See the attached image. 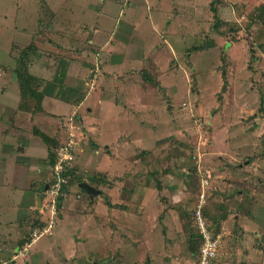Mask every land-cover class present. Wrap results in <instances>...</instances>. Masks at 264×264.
I'll use <instances>...</instances> for the list:
<instances>
[{
  "label": "rangeland",
  "instance_id": "374dc122",
  "mask_svg": "<svg viewBox=\"0 0 264 264\" xmlns=\"http://www.w3.org/2000/svg\"><path fill=\"white\" fill-rule=\"evenodd\" d=\"M140 1L0 0V115L5 107L18 105L20 84L18 77L13 79L14 68L22 69L25 63L32 73L30 81L43 84L52 83L60 71V83L73 88L99 73L92 57L102 66L105 51H110L122 57L113 60L111 54L110 66L124 76L112 88L130 96L135 95L129 91L135 85L132 88L146 103L134 108L132 117L145 121V126L147 121L164 119L155 134L146 126L138 139V147L155 150L149 158L154 157L152 168L122 170L123 183L112 187L118 180L107 186L102 182L106 173L97 170L93 124L66 116L81 153L75 156L54 218L55 234L41 237L34 247L20 246L15 253L22 256L17 260L19 264L26 259L39 264H194L198 244L191 232H199L192 219L194 203L200 178L210 171L206 213L209 225L222 237L218 264H264V0H177L175 5L174 0H149L153 11L147 0ZM212 7L217 8L216 15ZM66 20L71 32L76 28L73 33H80L68 34V25H62ZM75 63L83 67L75 68ZM142 75L146 80L152 76L158 84L146 83ZM118 102L114 104L122 110L116 129L140 126L124 118L130 104ZM0 126L10 127L3 120ZM159 134L155 142L153 136ZM16 138L4 136L3 141L14 143ZM18 151L16 160L29 154L28 149L24 154ZM0 156L1 173L6 157L1 152ZM26 172L13 168L16 183H24ZM125 172L137 175L125 181ZM90 178L102 191L95 199L78 188L79 180ZM153 182L169 183L167 189L178 197L172 203L181 204L179 212L187 213V219L174 207L171 217L166 213L170 220L163 219L166 226H138L137 201L151 195L146 209L155 213L154 203L162 204V196L171 195L155 189L153 196ZM14 194L10 189L1 195L2 214L12 212L8 207ZM170 204L169 197L166 209ZM63 209L70 212L59 218ZM38 217L49 219L48 211L31 218L26 238L39 224Z\"/></svg>",
  "mask_w": 264,
  "mask_h": 264
},
{
  "label": "crops",
  "instance_id": "0c3cea01",
  "mask_svg": "<svg viewBox=\"0 0 264 264\" xmlns=\"http://www.w3.org/2000/svg\"><path fill=\"white\" fill-rule=\"evenodd\" d=\"M143 1V0H142ZM156 2L161 0H155ZM138 2L141 3L140 0ZM148 8H150L153 11L152 5H150L149 0L146 1ZM136 4V2L134 1ZM177 0H174V5L177 4ZM124 10L121 9L120 13H122ZM63 26L68 25V27L65 29L68 34L71 32V29L69 28V21L66 20L62 24ZM72 25V24H70ZM76 29V28H75ZM75 29L72 30L71 33L75 31ZM79 30V28H77ZM73 33L74 34H79ZM67 33L64 35V38L68 35ZM78 40H80L78 38ZM64 41V40H62ZM112 54L113 60L116 58H122L121 56H117L114 53H111L110 51H105L104 55L106 57V61L104 65L100 66L98 62H96V58L94 56L92 57V62L95 63L97 69L99 70V73L94 74L93 76L89 77L88 80L84 82H80L78 86L70 88L67 87L68 82L62 84L60 83V71L55 72V77L52 83L49 84H43L38 81H27L25 89L22 87V81L20 80V73L17 71L18 69L14 68L16 72V76H13V79H16L18 77L19 84H20V97L18 101V105L15 107L10 108L9 106L5 107L6 109H9L11 113L6 114V109L4 108L5 112L3 115H0V120H3L4 122L8 121L10 127L9 130H12L13 132H8L9 130L5 129L4 127L0 126V150L2 157L4 159V163L1 165V173H0V199L1 195L5 191L8 190H14V200L11 203V206L8 208L12 209L11 213H5L2 214L0 212V264H19L20 262L17 260L19 253L16 250L22 246L26 245L27 238L25 237V234L28 232V227L30 222H32V219L34 216H40V212L38 211V208L40 206L39 204V198L41 194L43 193L45 186L48 183V180L51 176L52 169H53V154L56 155L57 149L60 145L66 143L71 136V134H74L72 129H69V119L71 117L78 118V120L81 123L86 124V122H90L93 124L92 130H94V133H92L95 137V145L96 147V154L94 155V158H96V166H98L97 170L98 172H105L107 177L106 179H102V182L108 183V185L113 184V182H116L112 187H118L119 184L123 183V177L124 175H120V171H129L130 168H135V170H141L142 172L145 168L151 169V162L152 159L149 161V158L152 154L155 155L154 149H146V147H138V139L142 138L140 135V132H144V127L148 126L150 133L155 134L158 131L159 124L162 120L158 118L154 121L149 122L147 121V125L145 126V121H142L141 119H135L132 117L134 116L133 112H135V109L143 108L145 106L144 100H141L139 95L136 93V87L133 85L130 88L129 91L133 92L135 95H127V93L120 94L119 90H115L114 83H117L121 80L123 77H119L118 75V69H113L111 65V57ZM79 55V54H78ZM82 56H80L81 58ZM94 61V62H93ZM115 64V63H114ZM34 64H32L33 66ZM136 65V68H139L138 63H134ZM73 67H83L80 63H75ZM28 70V69H27ZM60 70V67H59ZM109 70L112 71V73H109ZM136 73L139 72V69H135ZM13 72V73H14ZM29 74H32L29 69ZM84 71H79V73H83ZM104 73V74H103ZM40 78H47V74H40ZM66 76V73H65ZM143 77V75H142ZM143 81H147L146 83H151L150 80H146L145 77H143ZM153 83V82H152ZM154 84V83H153ZM156 85V84H155ZM47 86H54L56 89H46ZM116 86V85H115ZM167 86V85H166ZM168 87V86H167ZM24 90V91H23ZM125 92V91H124ZM124 94V96H123ZM120 96V98L118 97ZM123 98V99H122ZM138 98V100L136 99ZM118 100H123L127 102V105L130 104V110L128 111L127 105H126V111H128V114H124V118H126L131 122L140 123V126H126L125 129H122L124 131H121L119 129H116L115 124L116 121H121V116L119 115V112L122 110H119V107L114 104H118ZM52 105V107H50ZM138 107V108H137ZM135 108V109H134ZM125 111V112H126ZM130 112L132 114H130ZM65 115V116H64ZM89 118L86 121V117ZM166 121V120H165ZM67 122V123H66ZM73 122V121H72ZM156 124V128H155ZM24 125H28V128H24ZM40 126V127H37ZM74 127V125H72ZM72 127V128H73ZM158 127V128H157ZM121 128V127H119ZM90 130V129H89ZM148 130V129H147ZM67 132L68 136H66L62 141L64 137V133ZM70 132V133H69ZM89 132V131H88ZM91 133V131H90ZM42 134L47 135L48 141L46 142ZM4 136H11V138L17 137L16 141L14 143H7L3 141ZM75 136V135H74ZM76 137V136H75ZM125 138L126 142H122L123 144H119L121 142V138ZM155 138V142H158L161 138V135H155L153 136ZM110 139V140H108ZM22 142V143H21ZM19 146V149H17ZM106 152L102 153L101 150L106 147ZM134 146H136V153H134ZM81 147L77 143L74 153L76 155L78 154L79 149ZM142 149V151L140 150ZM26 149L29 150V154L25 155L26 159L24 160H16L18 159L17 152L21 151V154H24ZM89 149V146H88ZM39 150V151H38ZM18 151V152H19ZM41 152V154H38ZM84 152V149H83ZM81 153V152H80ZM85 153V152H84ZM1 157V156H0ZM9 159L10 163H5L6 159ZM55 158V157H54ZM142 159V161H141ZM100 160V161H99ZM55 161V160H54ZM76 161H74L75 163ZM119 162V163H118ZM114 163L118 164L115 166V168H112L114 166ZM121 165V166H120ZM150 165V167H149ZM11 167V169H10ZM19 167L24 171L26 169V178L24 180L23 184L16 183V180L14 176L12 175L13 168ZM75 167V164L74 166ZM122 167L117 170L116 168ZM10 169V170H9ZM71 172V171H70ZM128 173V174H126ZM95 174V173H94ZM127 178L125 181H127L129 175L130 177H134L137 175L133 172H125ZM140 174V173H139ZM138 176L140 177V175ZM92 175L91 178H94ZM137 176V179L140 180ZM24 173L19 177L20 180H23ZM90 179L86 180H79L78 188L81 190H84L90 197L95 199L97 195L102 194V191L97 188V181H93ZM201 180V178H200ZM82 181H86L90 183L92 186H94L98 192L96 193H89L87 192L80 183ZM110 183V184H109ZM169 184V183H168ZM166 183L159 182H153V189L150 190L151 194L155 195V189L159 191L161 194H164V192H167L169 197L171 198V204L168 205V208L166 209V202L169 201V197H163L162 196V204L159 203V201L155 204L156 210L155 213H152V211H147L146 206L147 203L150 202L152 196H148L147 199H140L137 206V224L142 229H146L147 227L154 228L159 226H166L167 224L163 222V219L168 217L167 219L170 220L171 217V211L173 209L171 208H178L176 211L181 214L179 211L181 210V204L173 205V201L176 200L177 194H173V191L170 189H167ZM128 185V183H127ZM200 187V183H199ZM110 189V188H109ZM113 189V188H112ZM106 192V191H105ZM198 196V194H197ZM196 196V200H197ZM183 198L186 197L182 196ZM181 200V197H180ZM25 201V202H24ZM109 202V206H112V201ZM180 203L183 204L182 200ZM207 203V201H206ZM1 204V201H0ZM164 204V206H162ZM193 204V203H192ZM197 201L194 203V207L196 208ZM116 206V204L114 205ZM162 206V207H160ZM206 206V205H205ZM204 206V207H205ZM127 208V207H126ZM194 208V210H195ZM162 209V210H161ZM184 211V210H183ZM62 212H65L63 214H59V218H65V215L67 212H70V210L63 209ZM75 213V212H74ZM128 213V212H127ZM166 213H170V217ZM69 214V213H68ZM130 214V212H129ZM69 215H73L69 214ZM135 217V216H134ZM183 218H188V215H182ZM32 218V219H31ZM58 218V219H59ZM146 219H149L150 221H146ZM210 224H212L209 221ZM212 227V226H211ZM54 229V226L52 230ZM50 234L47 236L51 237L54 236V232L50 231ZM43 236H46V234L40 236L36 241H34L30 247H34L35 244L39 242V239ZM60 245V244H59ZM221 245V244H220ZM220 248V247H219ZM5 249L7 253L1 252V250ZM32 248L29 250L31 251ZM219 252V250H218ZM11 253H13V256H11ZM7 255V256H6ZM25 255V253H24ZM218 256V254H217ZM214 259L215 262H218V257ZM4 260V258H6ZM3 258V259H2ZM2 260L3 263H2ZM31 262V264L34 262V264H39V261H31L26 259L25 264ZM10 262V263H8ZM51 264V263H48Z\"/></svg>",
  "mask_w": 264,
  "mask_h": 264
},
{
  "label": "built area",
  "instance_id": "2783aa9c",
  "mask_svg": "<svg viewBox=\"0 0 264 264\" xmlns=\"http://www.w3.org/2000/svg\"><path fill=\"white\" fill-rule=\"evenodd\" d=\"M78 141L74 134H71L68 141L60 145L56 152V160L53 164L51 178L48 181V187L45 191V197L38 208L40 214H44L48 211L49 219H41L43 224H37L33 226L28 236L26 245L30 246L40 236L47 234L51 231L54 218L58 216V206L60 203V197L64 194L65 184H68L70 179V172L68 169L72 167L76 154L74 153ZM206 175L200 181V191L198 192V201L194 210V219L199 230V234L202 237V243L195 253L194 264H213V260L218 254V250L221 244V233L216 231L209 225V220L204 214V206L206 205L207 186L210 176V171H207ZM206 173V174H207Z\"/></svg>",
  "mask_w": 264,
  "mask_h": 264
},
{
  "label": "trees",
  "instance_id": "16d2710c",
  "mask_svg": "<svg viewBox=\"0 0 264 264\" xmlns=\"http://www.w3.org/2000/svg\"><path fill=\"white\" fill-rule=\"evenodd\" d=\"M212 9H213V11L215 12V15H216V11H217V8H215V7H212ZM26 68V65H25V63L23 64V66H22V69L20 68V69H18L17 71L20 73V75H19V77H20V80L22 81V87L25 89V87L27 86L26 85V83H27V81H30L31 80V75L29 74V72H28V70L27 69H25ZM150 78V80H151V82H153L154 84H158V80H154V79H152V76H150L149 77ZM24 91V90H23ZM42 137H43V139L46 141V142H49L48 141V137H47V135H45V134H42ZM55 157V158H54ZM53 162H55L54 160H56V155L55 154H53ZM73 170V167H71V168H69L68 169V172H70V171H72ZM66 187H67V184H65V186H64V189L63 190H65L66 189ZM60 201H61V197H60ZM59 205H60V203H59ZM206 208H207V205L204 207V214L207 216V213H206ZM41 215V214H40ZM192 219H193V222H194V215H193V217H192ZM38 221H39V224H43V221L41 220V219H39V217H38V219H37ZM198 232V231H197ZM197 232H195L194 231V233H192L191 232V235H194V238H197L196 239V241H197V249H196V251H198V249H199V247H200V245H201V243H202V237H201V235L199 234V232L197 233ZM213 264H218L217 262H215L214 260H213Z\"/></svg>",
  "mask_w": 264,
  "mask_h": 264
},
{
  "label": "water",
  "instance_id": "95a60500",
  "mask_svg": "<svg viewBox=\"0 0 264 264\" xmlns=\"http://www.w3.org/2000/svg\"><path fill=\"white\" fill-rule=\"evenodd\" d=\"M14 74V76H16V72H14L13 73ZM80 185L87 191V192H89V193H96V192H98V190L94 187V186H92L90 183H88V182H86V181H82L81 183H80ZM47 188V185L45 186V188H44V190ZM44 191H43V193L41 194V196H40V198H39V204H41V202H42V199H43V197H44Z\"/></svg>",
  "mask_w": 264,
  "mask_h": 264
},
{
  "label": "clouds",
  "instance_id": "9594fccd",
  "mask_svg": "<svg viewBox=\"0 0 264 264\" xmlns=\"http://www.w3.org/2000/svg\"><path fill=\"white\" fill-rule=\"evenodd\" d=\"M47 187H48V184H47ZM46 189H47V188H46ZM46 189H45V191H46ZM45 191H44V193H45ZM44 197H45V194H44ZM44 197H43V199H44ZM43 199H42V200H43ZM41 203H42V202H41Z\"/></svg>",
  "mask_w": 264,
  "mask_h": 264
}]
</instances>
